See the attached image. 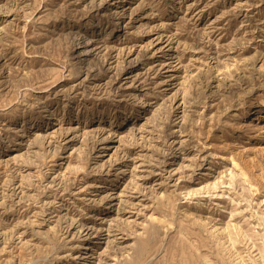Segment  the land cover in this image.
I'll return each instance as SVG.
<instances>
[{
  "label": "rangeland",
  "instance_id": "374dc122",
  "mask_svg": "<svg viewBox=\"0 0 264 264\" xmlns=\"http://www.w3.org/2000/svg\"><path fill=\"white\" fill-rule=\"evenodd\" d=\"M262 100L264 0H0V264H264Z\"/></svg>",
  "mask_w": 264,
  "mask_h": 264
},
{
  "label": "bare ground",
  "instance_id": "6f19581e",
  "mask_svg": "<svg viewBox=\"0 0 264 264\" xmlns=\"http://www.w3.org/2000/svg\"><path fill=\"white\" fill-rule=\"evenodd\" d=\"M262 102L264 103V100H262ZM100 187H101V185H100Z\"/></svg>",
  "mask_w": 264,
  "mask_h": 264
}]
</instances>
